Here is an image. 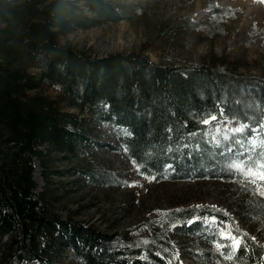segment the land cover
Here are the masks:
<instances>
[{"label": "trees", "instance_id": "trees-1", "mask_svg": "<svg viewBox=\"0 0 264 264\" xmlns=\"http://www.w3.org/2000/svg\"><path fill=\"white\" fill-rule=\"evenodd\" d=\"M123 7L116 0H0V264L66 258L78 264H181L168 229L191 231L188 220L205 214L233 223L228 212L209 205L171 209L163 231L147 244H131L92 223L63 217L50 206L48 187L39 189L36 159L47 171L52 154L80 152V144L90 141L87 117L117 127L130 159L143 165L142 174L172 179L230 175L220 148L205 135L210 125L201 119H219L222 107L225 117L252 126L264 121V76L215 60L156 62L140 51L92 56L61 42L76 27L126 19ZM43 85L55 87L68 107L41 92ZM217 163L221 169L215 172ZM241 208L247 218L264 219L262 199L245 200ZM248 237L256 241L249 240L247 253H237L238 261L225 260L215 248L203 253L215 264H261L264 235Z\"/></svg>", "mask_w": 264, "mask_h": 264}, {"label": "rangeland", "instance_id": "rangeland-1", "mask_svg": "<svg viewBox=\"0 0 264 264\" xmlns=\"http://www.w3.org/2000/svg\"><path fill=\"white\" fill-rule=\"evenodd\" d=\"M116 1L126 5V19L76 27L62 36L61 42L92 56L140 51L156 62L215 60L247 75L264 76V0ZM39 90L61 108L68 107L55 87L43 85ZM86 119L90 141L80 144V152L52 154L47 171L35 161L39 189L48 187L50 206L63 217L92 223L125 242L142 244L164 230L163 218L171 209L209 205L228 212L233 223L217 219L222 223L212 225L209 221L215 216L205 214L188 220L191 231L184 227L167 230L173 257L181 264H215L203 251L215 248L216 243L228 244L218 235L222 228L233 234L238 228L254 236L264 235V219L247 218L241 210L243 201H264V197L254 194L253 185L240 183L237 177L216 174L220 163L214 167V176L192 174L172 179L163 174L151 180L152 176L142 174L128 156L116 126ZM242 123L227 117L225 123L211 124L207 133L212 139L219 127L221 136L225 132L231 135L230 129ZM223 160L227 165L228 157ZM54 264L78 263L66 258Z\"/></svg>", "mask_w": 264, "mask_h": 264}, {"label": "snow or ice", "instance_id": "snow-or-ice-1", "mask_svg": "<svg viewBox=\"0 0 264 264\" xmlns=\"http://www.w3.org/2000/svg\"><path fill=\"white\" fill-rule=\"evenodd\" d=\"M225 123L224 109L221 107L219 110V119L216 114H209L206 118L200 120L202 125H211L213 122ZM171 131V129H169ZM216 134L212 136V141L217 148H222L220 155L228 157L226 169L230 175L238 178V182L248 185H253L255 188L254 194L264 197V121L259 122L256 126L248 123H242L237 127L230 129L231 135L225 132L222 136L219 127L215 129ZM197 133H190L195 136ZM130 135V133H129ZM208 135V133H205ZM127 150V149H126ZM143 165H137V169ZM171 167V165H169ZM154 180L155 177H150ZM197 208L202 206L197 205ZM214 207V206H213ZM180 211V210H177ZM168 215V213H165ZM227 215V213H224ZM194 221H189V223ZM210 224L216 225L218 222L216 217H211ZM175 227V224L170 225ZM239 233V229L234 230ZM221 240L228 241V244L222 245L221 243L215 244V249L227 261H238L237 253L243 250L245 253L249 250V240L256 241L255 237H248L247 233L233 234V231H225L223 228L218 233ZM145 244L149 243L147 240ZM264 247V245H261ZM222 248H227L228 252L221 251ZM159 255V253H157ZM261 264H264V256L261 258Z\"/></svg>", "mask_w": 264, "mask_h": 264}]
</instances>
